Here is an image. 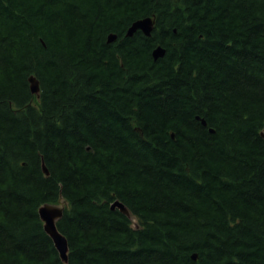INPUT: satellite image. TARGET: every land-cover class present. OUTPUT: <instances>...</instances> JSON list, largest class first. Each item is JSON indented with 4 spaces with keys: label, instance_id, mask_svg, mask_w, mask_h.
Here are the masks:
<instances>
[{
    "label": "trees",
    "instance_id": "1",
    "mask_svg": "<svg viewBox=\"0 0 264 264\" xmlns=\"http://www.w3.org/2000/svg\"><path fill=\"white\" fill-rule=\"evenodd\" d=\"M263 131L264 0H0V264H264Z\"/></svg>",
    "mask_w": 264,
    "mask_h": 264
},
{
    "label": "water",
    "instance_id": "2",
    "mask_svg": "<svg viewBox=\"0 0 264 264\" xmlns=\"http://www.w3.org/2000/svg\"><path fill=\"white\" fill-rule=\"evenodd\" d=\"M153 29H154V19L151 17L144 18V19L134 22L131 25V27L127 31V37H133L134 34L138 31H142L145 34V36L150 37L152 35ZM116 40H117V36L115 34L109 35L108 37L109 43H113ZM165 54H166V51L162 47L155 48L152 53L155 60L163 58ZM29 84H30L31 93L35 95L38 99H40L41 88H40V82L37 79V77L34 75H31L29 77ZM202 123L205 127H207V123L205 121H202ZM211 132L214 133L213 130H211ZM262 135L264 137V131ZM42 168H43L44 173L48 176L49 171L44 161H42ZM111 208L112 210L119 209L126 216L128 217L131 216V213L129 212L128 208L118 200L115 201L111 205ZM39 215H40L41 221L44 224L45 232L53 240L55 247L57 248L62 261L65 264H67L69 261L68 259L69 244H68L67 238L59 231L57 227L58 221L64 215V207H62L61 205L45 204L42 207H40ZM196 258H197L196 255H194L193 259L196 260Z\"/></svg>",
    "mask_w": 264,
    "mask_h": 264
},
{
    "label": "rangeland",
    "instance_id": "3",
    "mask_svg": "<svg viewBox=\"0 0 264 264\" xmlns=\"http://www.w3.org/2000/svg\"><path fill=\"white\" fill-rule=\"evenodd\" d=\"M62 207L64 206V203L62 202V204H60Z\"/></svg>",
    "mask_w": 264,
    "mask_h": 264
}]
</instances>
